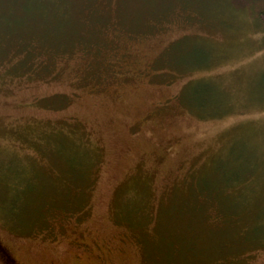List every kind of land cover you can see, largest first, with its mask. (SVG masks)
Instances as JSON below:
<instances>
[{"label": "rangeland", "instance_id": "rangeland-1", "mask_svg": "<svg viewBox=\"0 0 264 264\" xmlns=\"http://www.w3.org/2000/svg\"><path fill=\"white\" fill-rule=\"evenodd\" d=\"M0 249L264 264V0H0Z\"/></svg>", "mask_w": 264, "mask_h": 264}, {"label": "trees", "instance_id": "trees-1", "mask_svg": "<svg viewBox=\"0 0 264 264\" xmlns=\"http://www.w3.org/2000/svg\"><path fill=\"white\" fill-rule=\"evenodd\" d=\"M40 2H43L44 3V0H40ZM22 57V56H21ZM23 63H21V64H19V65H22ZM0 251H1V257H3V256H5V261H6V263L7 264H16V262H14L11 258L9 259V257H8V254L5 252V251H3V250H1L0 249ZM7 256V257H6ZM11 260V261H10ZM11 262V263H10Z\"/></svg>", "mask_w": 264, "mask_h": 264}]
</instances>
